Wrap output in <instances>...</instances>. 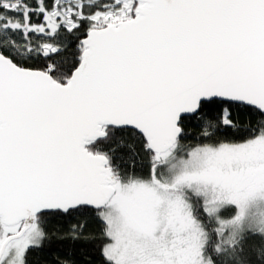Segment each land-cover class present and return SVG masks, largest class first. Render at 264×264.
Masks as SVG:
<instances>
[{"label":"snow or ice","instance_id":"1","mask_svg":"<svg viewBox=\"0 0 264 264\" xmlns=\"http://www.w3.org/2000/svg\"><path fill=\"white\" fill-rule=\"evenodd\" d=\"M89 217L103 264H264V0H0V264Z\"/></svg>","mask_w":264,"mask_h":264},{"label":"trees","instance_id":"2","mask_svg":"<svg viewBox=\"0 0 264 264\" xmlns=\"http://www.w3.org/2000/svg\"><path fill=\"white\" fill-rule=\"evenodd\" d=\"M240 122H246L251 119V115L244 112L236 113ZM186 131L190 133L188 143H195V137L198 134V122L189 120L185 122ZM130 153L125 151V158L127 159ZM137 171L142 172L144 175L148 173V161L145 157H137ZM103 225L98 220L88 218L87 231L96 236L94 241L88 243H77L71 245L67 241H60L53 239L51 242H46L42 248L30 250L28 254V264H53V258L57 254H61L69 247H74L79 258L91 257L94 264H103V259L100 255V248L102 245V238L100 233ZM63 230V229H62Z\"/></svg>","mask_w":264,"mask_h":264}]
</instances>
